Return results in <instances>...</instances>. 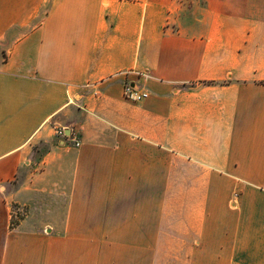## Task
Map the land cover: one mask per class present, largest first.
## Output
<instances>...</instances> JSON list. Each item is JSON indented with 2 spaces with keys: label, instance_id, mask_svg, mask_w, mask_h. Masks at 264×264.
Wrapping results in <instances>:
<instances>
[{
  "label": "crops",
  "instance_id": "crops-1",
  "mask_svg": "<svg viewBox=\"0 0 264 264\" xmlns=\"http://www.w3.org/2000/svg\"><path fill=\"white\" fill-rule=\"evenodd\" d=\"M0 264H264V0H0Z\"/></svg>",
  "mask_w": 264,
  "mask_h": 264
},
{
  "label": "built area",
  "instance_id": "built-area-1",
  "mask_svg": "<svg viewBox=\"0 0 264 264\" xmlns=\"http://www.w3.org/2000/svg\"><path fill=\"white\" fill-rule=\"evenodd\" d=\"M123 96L131 101H139L142 98L146 97L147 93L142 91L138 86L134 85L126 79L123 83ZM73 133L74 132L72 130L66 132L64 127L55 128V135L58 138L62 139V141L69 140L74 143V145H78L79 140L73 136Z\"/></svg>",
  "mask_w": 264,
  "mask_h": 264
},
{
  "label": "rangeland",
  "instance_id": "rangeland-1",
  "mask_svg": "<svg viewBox=\"0 0 264 264\" xmlns=\"http://www.w3.org/2000/svg\"><path fill=\"white\" fill-rule=\"evenodd\" d=\"M44 147H45L44 145H40L39 149L42 150ZM12 209H13L15 214L13 215L11 224L15 223V221H17L23 215V213L25 211L24 209L19 210L18 208L14 207V205H13Z\"/></svg>",
  "mask_w": 264,
  "mask_h": 264
},
{
  "label": "bare ground",
  "instance_id": "bare-ground-1",
  "mask_svg": "<svg viewBox=\"0 0 264 264\" xmlns=\"http://www.w3.org/2000/svg\"><path fill=\"white\" fill-rule=\"evenodd\" d=\"M66 132H68V131H66Z\"/></svg>",
  "mask_w": 264,
  "mask_h": 264
}]
</instances>
